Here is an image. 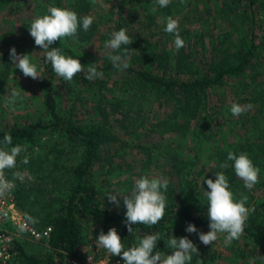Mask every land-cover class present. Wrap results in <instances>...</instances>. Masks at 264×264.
<instances>
[{
    "label": "trees",
    "instance_id": "obj_1",
    "mask_svg": "<svg viewBox=\"0 0 264 264\" xmlns=\"http://www.w3.org/2000/svg\"><path fill=\"white\" fill-rule=\"evenodd\" d=\"M107 1L101 17L105 23L112 22V32L124 28L132 39L130 45L121 48L123 55L127 47L130 64L121 72L127 91H134L141 98L140 122L147 124L143 128L177 136L167 161L159 166L154 164L152 167H157V172L146 174L149 178L168 180L164 217L156 225H132L134 232L129 234L126 208H120L122 198H118L121 206L109 203L106 195L116 188L100 183L112 169L111 165H103L100 157L112 145L110 135L100 127L81 124L59 109L61 95L73 91L78 94L82 84L87 87L91 82L85 79L84 73L77 74L71 82L62 80L45 61L42 50L40 74L43 77L38 79V87L48 118L44 119L40 112L35 119L0 121V147H4L6 133L12 136L8 148L32 141L37 133H49L43 151L34 157V166L30 168L27 163L31 179L16 180L15 202L26 217L36 215L39 219L32 225L50 224L52 230L42 253L28 252L15 241L12 249L17 264H67L66 257L82 244L83 228L92 223L111 224L126 249L154 233H160L165 240L173 235L194 241L198 233L186 232L189 223L199 232L210 230L204 195L208 188L203 179L214 180L215 173L220 171L227 176L235 198L240 199L241 194L247 196L246 206L254 209L241 236L254 250L248 264H264V29L260 27L264 0H184L183 3L171 0L164 8L156 5L155 0ZM34 2L36 17L46 14L49 6L73 10L80 17L92 11L89 0ZM153 6L157 7L155 14L150 12ZM168 17L178 20L179 35L185 41V46L178 51L174 50V36L163 30ZM101 25L102 22L93 20L87 32L79 30V43L65 38L66 42L55 41L49 50L57 47L62 54L79 59L81 64L87 65L89 60L103 74L108 69L116 70L106 56L98 64V56L88 59L72 48L101 36ZM8 70V65L3 64L0 78L7 76ZM105 82L102 78L97 86L91 84L93 94L100 92ZM226 86L228 99L223 100L220 95L225 93ZM108 103L109 109L100 110L101 115L121 113V119L127 118L128 110L123 108L120 98ZM232 103L252 107L240 116H233ZM150 108L156 111L152 120L143 114L144 110L148 117ZM169 144L164 141L160 146ZM228 151L246 153L259 167V182L252 189H246L236 176L232 161H228V168H220ZM138 164L147 165L144 159ZM19 167L17 164L16 169L7 170V177L12 179V172ZM33 204L36 206L32 207ZM195 245L199 255H194L190 264H214L222 255L211 245ZM156 246V251L164 254L171 251L163 239Z\"/></svg>",
    "mask_w": 264,
    "mask_h": 264
},
{
    "label": "rangeland",
    "instance_id": "obj_2",
    "mask_svg": "<svg viewBox=\"0 0 264 264\" xmlns=\"http://www.w3.org/2000/svg\"><path fill=\"white\" fill-rule=\"evenodd\" d=\"M108 3L107 0H95V2L89 0L92 9L90 16H92L95 21L102 22L100 31L101 36L104 37L101 38V36L98 35L94 40L93 38L89 39L88 41H90V43L87 41L79 47H72L78 55H82L88 59H91L94 55L98 56L100 58V60L97 61L98 64L101 63L100 61L103 56H106L105 59L109 60L106 55L108 50L105 48V43L112 36V22L108 21L105 23L104 17H101L106 11ZM35 7L34 0H0V67L6 63L9 68L8 75L0 78L1 123L6 121L21 122L26 118L35 119L40 112L41 114L43 113L44 119L48 118V115L44 113L41 105L38 79L34 80L30 77H25L23 73L14 66V62L11 61L9 55V50L12 47H15L17 54H29L30 60L37 65V69L40 72V55L42 49L36 46L34 41L29 40V38H32L29 33L30 23L36 17L33 13V8L35 9ZM37 9L38 8H36V10ZM260 24L263 30L264 15L261 18ZM105 29H107L106 32L104 31ZM64 41L66 42L67 40L64 39ZM113 54H121V50L119 53L114 52ZM83 65L86 68L90 65L95 66V63H90L88 60V64L86 65L83 63ZM102 78L106 79V82L100 86L101 93L96 91V93L93 94L90 85L95 84L97 86V81H101ZM102 78L92 81L87 87L82 84V89L77 92L78 94L73 91L69 94L65 93L61 95L59 109L63 114L69 115L72 119L78 120L81 124L88 123L100 127L110 135V142H112V145L107 152H104L105 156L101 155L100 157L101 163L105 166L111 165L112 169L105 174L104 180L100 181V183H108L109 186L112 185V189L116 188L114 191L109 190L108 194H115L114 192L129 194L134 188L137 179L146 176L148 172H157V167H152L154 164L159 166V164L167 161L168 155L171 153V148L176 145L177 136L169 132L158 133L152 130L147 131L143 128V126L147 127V124L140 122L141 117H139L138 109L140 104L138 102H140L141 98L138 93L131 90L127 91L121 71L117 69H108L106 74H103ZM12 89H16L20 93V96L16 99L14 104L10 102V92ZM228 90V86H226L225 93L220 95L223 100L228 99ZM76 96L78 98H75ZM116 98H120L124 105L123 108L128 110L126 119H121V113L109 114L107 116H103L100 113L102 109L108 110V101H112ZM129 102L133 103L129 104ZM102 106L104 107L101 108ZM150 112L151 114L148 113V117H146L145 111L143 110L144 117L152 120L153 118L151 117L155 116L156 111L150 108ZM48 135V132H40L37 133L36 138L32 141L20 144L26 146V151L21 153L17 158V164L20 166L17 171L23 172L29 177L30 170L28 165H31L30 168L34 166L36 162L34 157L38 155L39 152L41 153V151H43V146ZM164 141H169L170 147L169 145L165 147L162 145L161 148L160 145L163 144ZM158 143H160L159 146ZM25 156L29 160L28 165L22 163ZM141 159H144L147 165L142 164L143 166H140L138 161ZM120 197L122 198V207L120 208H123V197L118 196V198ZM27 203L28 200L25 204ZM113 205L117 207L115 204ZM34 206H36V204L32 205V207ZM34 219L39 222L36 215H34ZM33 226L38 228L36 225ZM109 228L114 227L111 224L92 223L85 229L83 228V241L80 246L92 247V249H95L98 253H107L105 249L96 246L95 239L98 238L101 231L107 233ZM37 242L38 244H35ZM193 243L197 244L202 242L199 240V237L196 236ZM18 244L26 251L34 253H42L46 248L45 241L39 242L22 238L18 240ZM226 246L230 247L232 251H228L229 249H227ZM211 247H214L222 254L219 255L214 264H248L251 262L249 258L254 256V250L251 249L246 239L242 236H240L239 239L233 240L229 245H225L224 235H220ZM170 253L171 251L167 254Z\"/></svg>",
    "mask_w": 264,
    "mask_h": 264
},
{
    "label": "clouds",
    "instance_id": "obj_3",
    "mask_svg": "<svg viewBox=\"0 0 264 264\" xmlns=\"http://www.w3.org/2000/svg\"><path fill=\"white\" fill-rule=\"evenodd\" d=\"M95 2V0H93ZM184 0H181L183 3ZM171 0H155V4L160 8L167 7ZM152 14L157 12V7L150 9ZM94 18L90 15L83 17L70 9L57 6H49L47 13L35 17L29 27V33L34 39L36 46L45 52V61L50 63L54 73L66 82H71L80 73L89 82L103 77V72L97 67L90 65L85 67L79 59L62 54L57 47H51L55 41L71 38L73 43H79L78 32L82 28L87 32L93 24ZM166 33L174 36V50L178 51L185 46V41L179 35V22L177 19L168 17L163 29ZM132 39L124 28L113 32L111 38L105 43L108 50L106 55L112 66L119 71H124L130 64L127 60V47L123 50V55L119 53L122 46H128ZM87 47V46H86ZM9 55L14 66L18 68L25 77L39 79L43 77L33 63L29 54H17L15 47L10 48ZM20 96L19 91L12 89L10 92V102L15 103ZM251 105H241L232 103L230 112L233 116H240L251 109ZM12 143V136L8 133L4 135L3 145L0 147V196L10 192L15 187V181H24L26 174L20 171L12 172V179L6 175L7 170L17 168V158L26 151V146L15 145L8 148ZM228 161H232V167L237 177H239L246 189H252L259 182V167L255 166L249 156L241 152L236 154L228 151L227 159L220 165V168L229 167ZM22 163L27 164L28 158L25 156ZM31 179V177H27ZM208 190L204 195L207 199V217L209 221V231L199 232L195 225L189 223L186 227L188 233H198L199 240L204 245H212L220 235H224V244L229 245L233 240L239 239L246 227L249 214L254 209L246 206L247 196L241 194L240 199H236L230 190L229 181L224 172H216L215 179H203ZM168 180L165 178H149L142 176L135 181L134 188L130 194L120 192L110 193L107 196L109 203L119 206L118 196L123 197V204L126 208L125 224L129 234L134 232L132 225L144 224L148 226L159 223L165 214ZM163 190V191H162ZM31 216L26 217V222L18 225V230L24 232L28 229L29 223H35ZM163 239L166 247L171 249L170 254H164L157 249V241ZM97 247L103 248L109 255L121 256L123 264H190L194 255H199L196 245L186 236L165 240L160 233H154L139 239L133 246L125 248L119 234L115 228H109L107 233L101 231L95 239Z\"/></svg>",
    "mask_w": 264,
    "mask_h": 264
},
{
    "label": "built area",
    "instance_id": "obj_4",
    "mask_svg": "<svg viewBox=\"0 0 264 264\" xmlns=\"http://www.w3.org/2000/svg\"><path fill=\"white\" fill-rule=\"evenodd\" d=\"M16 190L17 183L15 181V187L0 196V264H17L12 249L15 241L18 242L22 238L32 241H47L52 230L50 224L36 228L31 223L28 224L26 231L18 230L19 223L26 222V216L16 205ZM96 252L98 251L95 249L78 246L66 257L67 264H123L120 256L108 253L97 255Z\"/></svg>",
    "mask_w": 264,
    "mask_h": 264
}]
</instances>
